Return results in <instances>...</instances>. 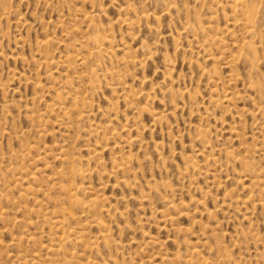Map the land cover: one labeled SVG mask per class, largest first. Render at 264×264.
<instances>
[{"label": "rangeland", "instance_id": "obj_1", "mask_svg": "<svg viewBox=\"0 0 264 264\" xmlns=\"http://www.w3.org/2000/svg\"><path fill=\"white\" fill-rule=\"evenodd\" d=\"M0 264H264V0H0Z\"/></svg>", "mask_w": 264, "mask_h": 264}]
</instances>
